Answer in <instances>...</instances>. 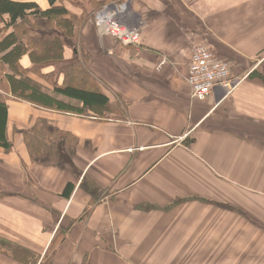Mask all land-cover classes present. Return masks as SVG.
<instances>
[{
    "label": "crops",
    "instance_id": "crops-1",
    "mask_svg": "<svg viewBox=\"0 0 264 264\" xmlns=\"http://www.w3.org/2000/svg\"><path fill=\"white\" fill-rule=\"evenodd\" d=\"M122 5L140 46L99 33L92 16L63 52L108 99L103 117L6 97L0 240L31 259L0 253V264H264V0H111L99 12ZM195 46L227 62L238 85L192 100ZM19 65L29 69L28 57ZM39 120L74 140L54 153L61 166L31 160L24 133Z\"/></svg>",
    "mask_w": 264,
    "mask_h": 264
},
{
    "label": "trees",
    "instance_id": "trees-1",
    "mask_svg": "<svg viewBox=\"0 0 264 264\" xmlns=\"http://www.w3.org/2000/svg\"><path fill=\"white\" fill-rule=\"evenodd\" d=\"M47 2L49 8L42 11L33 0H0V84L5 87L4 91L0 90V148L5 152L12 147L6 136L7 95L43 110L78 115L91 112L98 118L111 108L108 99L84 70L83 62L76 57L69 62L63 58L65 48H75L79 27L94 13L85 8L82 0ZM64 2L80 9V17L70 15ZM56 3H60L59 6ZM30 18L34 23L28 22ZM9 29L11 32L3 36L2 33ZM23 56L29 59V69L19 65ZM49 67L53 72L42 75L41 71ZM30 74L39 76L47 86L31 79ZM60 76L62 83L58 85ZM73 142L71 136L52 128L45 120H39L24 133L31 160L46 165L61 166L65 157L59 159L54 153H71ZM72 189L73 186L67 184L61 196L67 198ZM0 253L21 263H28L31 259H28L29 253L3 240H0Z\"/></svg>",
    "mask_w": 264,
    "mask_h": 264
},
{
    "label": "built area",
    "instance_id": "built-area-1",
    "mask_svg": "<svg viewBox=\"0 0 264 264\" xmlns=\"http://www.w3.org/2000/svg\"><path fill=\"white\" fill-rule=\"evenodd\" d=\"M124 8L125 5H122L116 12L95 13L94 25L99 33L113 38L122 46H140L139 33L120 21L119 14ZM185 80L191 99L199 102L205 101L215 88L221 87L230 92L241 81L232 78L227 62L217 59L201 46H195L190 52Z\"/></svg>",
    "mask_w": 264,
    "mask_h": 264
},
{
    "label": "rangeland",
    "instance_id": "rangeland-1",
    "mask_svg": "<svg viewBox=\"0 0 264 264\" xmlns=\"http://www.w3.org/2000/svg\"><path fill=\"white\" fill-rule=\"evenodd\" d=\"M82 1H83L82 4L85 6V8L88 11L93 12L94 14L95 13H98L101 10H103L106 5H108L109 3H111V0H82ZM99 5H102V6H100L101 8L99 7ZM124 9H126V5H125V8ZM94 14H92L91 16H94ZM124 16H125V14L122 17H120V21L124 25H126V23H128L127 22L128 21V18L127 17H124ZM28 22L32 24V23H34V20L33 19H29ZM0 86H1L0 87V90L4 91L5 90L4 85L3 84H0Z\"/></svg>",
    "mask_w": 264,
    "mask_h": 264
}]
</instances>
